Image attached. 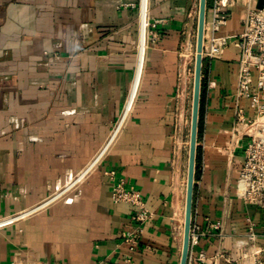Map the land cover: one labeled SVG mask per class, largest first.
Here are the masks:
<instances>
[{
    "label": "crops",
    "instance_id": "obj_1",
    "mask_svg": "<svg viewBox=\"0 0 264 264\" xmlns=\"http://www.w3.org/2000/svg\"><path fill=\"white\" fill-rule=\"evenodd\" d=\"M199 1L150 0L143 71L125 121L76 187L0 228V264L181 263L191 79L184 45ZM257 2L230 0L220 32L231 36L228 46L202 78L198 238L189 256L205 258L194 264H264V206L237 188L259 117L238 95L235 36ZM140 39L139 0H0V217L36 206L104 148L131 93ZM111 172L152 213L134 250L122 238L134 208L113 201Z\"/></svg>",
    "mask_w": 264,
    "mask_h": 264
},
{
    "label": "built area",
    "instance_id": "obj_2",
    "mask_svg": "<svg viewBox=\"0 0 264 264\" xmlns=\"http://www.w3.org/2000/svg\"><path fill=\"white\" fill-rule=\"evenodd\" d=\"M145 4V6H144ZM230 0H211V5L207 10L205 22V40L203 55L205 59L212 60L221 56L228 46L230 35L221 34V29L228 23L230 18L229 10ZM149 9L150 0H139L140 27L142 30L143 12L147 22L145 25L146 49L148 43L149 29ZM236 44L240 48L238 64V95L239 97L248 98L251 107L255 110L258 117L264 114V5L258 8L257 5H249L243 19V29L236 36ZM139 56V49H138ZM255 81V85L253 83ZM138 90V89H137ZM137 93V92H136ZM136 96V95H135ZM129 100V99H128ZM135 100V98H134ZM134 103V101H133ZM133 103L128 108V101L124 112L121 114L114 132L107 144L99 154L80 172L75 174L59 190L54 192L42 202L31 208L23 209L12 214L0 217V228L14 224L32 213L49 205L54 200L62 197L70 189L76 187L84 178L97 166L113 142L117 132L121 128ZM243 116V110L238 109V117ZM112 184V199L115 203H126L134 208L132 215L133 227L122 234L123 241L128 245L130 250H134L141 239L146 222L151 218L152 213L143 200L141 193L133 186H128L124 178H116L114 172L110 173ZM238 192L246 200L258 203L264 206V139L252 138L246 149V161L238 181ZM253 194L260 198L255 201ZM250 231L249 239L254 240L256 234L253 228ZM198 230L196 227L191 229V244L196 242ZM205 255L201 253L197 258L189 256L187 264L201 263ZM227 264H231L228 259ZM256 264H261L258 261Z\"/></svg>",
    "mask_w": 264,
    "mask_h": 264
},
{
    "label": "water",
    "instance_id": "obj_3",
    "mask_svg": "<svg viewBox=\"0 0 264 264\" xmlns=\"http://www.w3.org/2000/svg\"><path fill=\"white\" fill-rule=\"evenodd\" d=\"M264 0H258L257 7L261 8ZM208 10V0H200L199 17H198V36H197V54L194 74V90H193V106L191 118L190 133V151H189V168L187 180V197L185 210L184 240L182 258L180 264H187L191 246V229L193 216L194 190L196 186V168L197 153L199 146V122H200V105H201V89L203 78V48L205 40V22Z\"/></svg>",
    "mask_w": 264,
    "mask_h": 264
},
{
    "label": "rangeland",
    "instance_id": "obj_4",
    "mask_svg": "<svg viewBox=\"0 0 264 264\" xmlns=\"http://www.w3.org/2000/svg\"><path fill=\"white\" fill-rule=\"evenodd\" d=\"M199 3L198 2V9H199ZM209 8V7H208ZM197 17H199V14L196 15V27L194 28V31L191 32L190 35H187L188 38H191L190 40V45L185 42V52H187L188 54H190V65H189V73L191 75V79H190V92H189V103H188V112H187V127H186V133H185V137H186V141L189 142L190 140V133H191V118H192V106H193V82H194V74H195V64H196V54H197V36H198V19ZM188 47V49L186 50V48ZM205 60V58H204ZM204 60H203V67H204ZM263 138L264 139V114L261 115L256 124L254 125V129H253V136L252 138ZM246 161V156L244 159V163L241 167L240 173H239V178L241 175V172L244 168V164ZM238 178V181H239ZM238 181H237V188H238ZM256 194H253L252 197L255 201H260V198L258 196H255ZM262 203H264V200L262 201Z\"/></svg>",
    "mask_w": 264,
    "mask_h": 264
},
{
    "label": "bare ground",
    "instance_id": "obj_5",
    "mask_svg": "<svg viewBox=\"0 0 264 264\" xmlns=\"http://www.w3.org/2000/svg\"><path fill=\"white\" fill-rule=\"evenodd\" d=\"M145 3V0H144ZM145 6V4H144ZM142 30H141V39H140V45H139V56H138V64H137V68H136V74H135V80L131 89V93L129 96V100H128V108L130 107V105L133 103L137 89L139 87V83H140V79H141V75H142V71H143V66H144V61H145V55H146V33H145V25L147 22V18H145V13L143 12V18H142ZM144 31V37L142 39V32ZM140 67V74L139 77L137 79V73H138V69ZM135 88V89H134Z\"/></svg>",
    "mask_w": 264,
    "mask_h": 264
},
{
    "label": "trees",
    "instance_id": "obj_6",
    "mask_svg": "<svg viewBox=\"0 0 264 264\" xmlns=\"http://www.w3.org/2000/svg\"><path fill=\"white\" fill-rule=\"evenodd\" d=\"M211 5V0H208V7ZM208 59L204 60V67H203V74L206 72V65H207ZM204 96V83L202 81V89H201V105H200V122H199V135L201 134L202 130V100ZM199 172V151L197 153V168H196V176Z\"/></svg>",
    "mask_w": 264,
    "mask_h": 264
}]
</instances>
